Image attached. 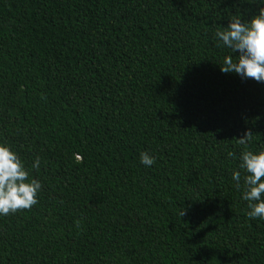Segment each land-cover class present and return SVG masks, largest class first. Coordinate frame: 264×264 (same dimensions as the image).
<instances>
[{
	"label": "trees",
	"instance_id": "trees-1",
	"mask_svg": "<svg viewBox=\"0 0 264 264\" xmlns=\"http://www.w3.org/2000/svg\"><path fill=\"white\" fill-rule=\"evenodd\" d=\"M257 7L0 0V141L41 181L0 216V264H264L232 179L264 147V82L221 72L214 37Z\"/></svg>",
	"mask_w": 264,
	"mask_h": 264
},
{
	"label": "clouds",
	"instance_id": "clouds-1",
	"mask_svg": "<svg viewBox=\"0 0 264 264\" xmlns=\"http://www.w3.org/2000/svg\"><path fill=\"white\" fill-rule=\"evenodd\" d=\"M256 2L258 7L254 14L247 19H243L241 13L231 16L226 26L215 31L214 37L218 44L236 53L235 58L233 55L224 57L219 64L221 72H235L241 78L264 82V0ZM250 139L249 132L245 131L237 138V143L244 145ZM232 155L228 153V156ZM155 159L147 151L139 153V162L146 167L152 166ZM239 160L238 169L232 171V179L240 187V170L245 173L242 199L248 202L247 215L264 219V147L243 150ZM40 163V157L36 156L31 168H39ZM40 189L41 181L29 178V171L19 154L7 142L0 141V216L35 205Z\"/></svg>",
	"mask_w": 264,
	"mask_h": 264
}]
</instances>
